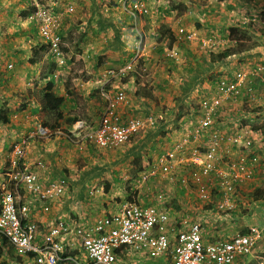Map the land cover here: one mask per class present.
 Segmentation results:
<instances>
[{
    "label": "crops",
    "instance_id": "crops-1",
    "mask_svg": "<svg viewBox=\"0 0 264 264\" xmlns=\"http://www.w3.org/2000/svg\"><path fill=\"white\" fill-rule=\"evenodd\" d=\"M19 1L0 0V30L4 35V40L0 42V110L9 113V122H0V185L7 180L8 175L13 170L9 163L12 147L24 143L25 154L22 159V168L25 167L36 172L39 175V181L43 183H55L59 179L65 180L64 183L67 184L65 188H62V194L59 198L47 201L41 207L38 203L33 207L31 217L40 229L38 234L43 235L47 225L57 220L63 221L70 228L81 224L89 225L98 217L116 212L119 205L127 200L130 193H134V198H138L139 201L150 202L153 199L161 198L159 195L162 194L163 198L167 200V204L178 202L176 207L179 208V229L185 227L189 229L190 223H199L203 230L202 238L205 242L228 239L249 231V228H258L260 238L257 240L253 253L242 256L236 264H264V150H259L262 146L264 149V50H262L264 47L261 46L264 42L259 46V50L258 47H255L248 52L245 51L242 54L227 57L222 62L209 65L210 68H216L214 73L224 71L222 75L232 76L233 70L237 69L238 65H241L238 68L240 70L260 64L258 77H251L250 83L245 85L246 90L244 89L245 94L251 92L254 98L250 96L242 98L241 93L234 106L228 109V115L221 125L222 129L227 131L229 129L227 124L232 123L236 132L231 130L228 132L231 131L234 134L241 130L249 131L251 138L246 140L253 142L254 147L246 151L257 153L254 164L248 165L249 170L254 173L253 178L246 177V181L241 187L240 198H235L231 192L225 194L229 199H235V204L226 208L224 203H221L224 198V189L222 188L215 189L207 200L201 202L203 198H201L199 191L197 192L193 188L188 189V186L181 184L178 180L174 181L175 184L173 185L176 194L174 189L170 188L174 182L169 183L170 181L166 179L156 181L160 191L155 193L147 188L151 185L149 183L151 178L145 180L142 183L144 186L141 185V188L138 189L136 186V182L142 175L148 173L152 164H156L159 157H165L166 153L169 152V140L173 137L174 131L166 134L165 131L170 130L172 126L166 118L171 117L172 101L171 98L167 101L164 99L169 94L171 97L178 88L180 90L183 86L182 82L190 78L186 73L188 63L185 61L175 62L166 57L163 60H158L155 56L149 61H145L144 57L141 56L140 61H133V68L138 64L137 71L133 72L135 74L117 76L116 78L106 76L107 71H113V68L123 65L126 60L133 58L131 45L134 38L128 36L125 32L126 28L120 27L122 24L133 23L125 15L127 13L120 4L112 6L113 0L107 3L108 7L113 10L111 13L116 16L115 18H123L117 22L112 15L103 16L101 20L108 19L110 23L119 24L120 27L113 25L114 29L112 30L105 27L107 33L98 29L99 21L95 24L99 13L98 8L104 7L99 5L102 0H39V2H46L55 11L61 12H65L66 6L72 4L73 9H82L84 19H78L75 23L71 19L64 20L62 24L61 32L67 53L64 52L70 59L72 58L64 67L59 68L52 62L49 63L50 61L31 63L27 59L33 57L32 52H40L42 42L36 37L34 29L25 22L24 18L20 17V10L16 9L19 6ZM195 1L196 6L194 5ZM195 1L192 3L194 11L204 18L209 17L210 15L207 13L209 14L213 10L211 4H204L203 8V1ZM247 2L251 4L253 0H247ZM188 3L185 2L187 5ZM9 5L10 7H7ZM253 6L250 5V8ZM93 10L95 12H92ZM175 10L177 9L162 5L157 8V11L161 12L163 16H168L170 12ZM234 12L232 11L231 14ZM16 14L19 15L18 18H16ZM224 14L227 15L228 13ZM150 19L148 15L140 17L138 21V28L143 31L146 36L145 42L148 43L151 39L146 33L149 29L146 22H149ZM89 22L91 25L86 26ZM142 23L145 26L142 27L140 25ZM162 24L167 28L171 26V23L167 24L165 20ZM211 24L217 26L214 21L208 23V25ZM80 25L83 27L77 31ZM231 25L230 21H227L226 31ZM209 32L212 30H207L205 34ZM76 34L79 35V38ZM97 34L101 35L97 36ZM215 34L217 35V33ZM89 35L92 37L90 38ZM222 37L227 44L226 35ZM8 39L9 41H7ZM93 39L102 49L99 53L89 54L88 57L87 53L94 50L92 47L94 44L91 41ZM115 49L118 51L115 53L116 57L114 56L115 61H105L101 57L106 55L105 58L111 59L108 55H114L112 51ZM79 50L83 53L76 54V51ZM154 51L160 53L158 49ZM125 52H127L126 60L125 57L120 56V53L125 56ZM258 52L259 56L257 55ZM240 57L245 58V61H239L238 64L235 60ZM203 63L206 64L205 61ZM227 63L229 66L225 69ZM50 77H52L56 94L64 97L61 107L62 117L59 119L47 113L44 115L43 112L39 111L38 103L34 101L39 95V89L43 88ZM145 78L146 81H144ZM203 78L205 75L200 77V79ZM107 80H110V83L104 86ZM203 83H205L204 79L202 85ZM119 87L124 89L127 98L126 104L122 105L120 109L122 117L126 121L137 119L141 128L134 135L136 139H132V142L123 146L126 148L125 150H120L122 148L120 147L114 150L115 152L101 151L97 155L87 145L75 146L62 137V131L70 130L67 121L73 120V118L82 121L86 129L95 128L105 107V99L100 97L99 89L110 95ZM144 87L151 92L152 99L140 94ZM173 87H176L174 92ZM179 90L176 91L174 97H182L181 92H178ZM158 113L160 114L158 115ZM157 116L161 119H156ZM236 117L237 119H235ZM41 119L45 122L48 121L47 124L49 125L61 127L55 129L58 131L52 135L51 139L40 140L31 137V131ZM154 120L158 122L153 123ZM239 126L241 127L238 129ZM145 131L152 133L151 138ZM161 133L164 137L161 136ZM226 136L222 148L223 158L226 159L222 164L224 170L231 162L242 159L239 148L232 142L235 136ZM145 139H149V141L146 143ZM144 147L147 148L146 152ZM129 148L131 151L127 153ZM37 162H40V165ZM110 168L113 169L110 170ZM108 169L110 171L109 176L106 171ZM108 177L110 178L108 179ZM119 182L120 184H117ZM153 182L154 180L151 181V183ZM216 190H218L217 193ZM115 191L116 193H114ZM21 193L19 191V194ZM117 193L119 194L116 195ZM172 219H175L176 222L178 217L172 214ZM37 241H41V236H38ZM75 252L79 256L77 258L81 260L85 258L82 252ZM11 255L16 256L14 250L5 249L0 261H5L8 264H30V261L25 257L16 256L12 258ZM117 255L121 264L170 263V251H168V255L163 254L155 257L149 255L148 252L122 249L121 251L117 250Z\"/></svg>",
    "mask_w": 264,
    "mask_h": 264
},
{
    "label": "built area",
    "instance_id": "built-area-1",
    "mask_svg": "<svg viewBox=\"0 0 264 264\" xmlns=\"http://www.w3.org/2000/svg\"><path fill=\"white\" fill-rule=\"evenodd\" d=\"M31 19L37 25L40 36L50 45V53L59 55L60 38L53 31L55 27L53 15L48 10L38 8ZM130 69L131 64H126L117 72L109 71L107 74L110 77H120ZM258 70L252 69L247 75L254 76ZM245 76L242 74V77ZM219 90L229 95L235 92L233 86H228L223 81L219 84ZM101 95L105 99V107L98 125L86 133L85 139L98 148L112 150L125 144L130 135L138 129L140 122L137 119L127 121L123 119L120 109L127 102L123 88H117L110 95L102 91ZM217 103L218 100H215L212 104L215 107ZM213 109H206L205 118L193 134L195 140L202 137L210 124ZM81 128L83 123H77L76 131H73L76 137L77 130ZM37 133L46 136L48 131L39 127ZM239 137L236 136L232 142L237 141ZM209 143L205 154L195 155L183 161V164L196 165L199 174L205 177H209L213 172L222 180V185L227 184L221 202L227 208L232 203L225 194L231 190L232 180L244 179L245 173L248 174V167L243 159H239L229 164L224 171L220 167L223 158L221 137L213 134ZM23 153L21 148L15 150L16 155H13L10 162L13 170L7 180L0 185V234L7 238L16 253L27 258L30 264H121L117 250L122 249L148 252L155 257L168 255L170 251L169 264H236L242 256L253 253L260 238V230L256 227L249 228L248 234H238L214 242L203 240V230L199 223H190L189 229L185 227L172 231L168 202L162 194L159 195L161 198L153 199L152 202L139 201L138 198L134 201L127 199L119 205L116 212L98 217L89 225L81 224L70 228L63 221L57 220L47 225L43 235H39L40 229L31 217L33 207L36 203L41 207L46 204L45 202L59 198L62 188L67 183H64V179L48 184L39 181L36 172L19 167L18 160ZM256 159L254 158L251 165ZM176 169L175 154L167 152L165 157L158 158L156 165L148 173L142 175L136 186L138 189L141 188L145 180L161 173L166 176L172 175ZM196 182L199 183V180ZM20 188H23L21 194ZM147 188L150 189L149 186ZM198 191L201 198L208 197L202 183L198 184ZM38 236H41V241H37ZM75 251L82 252L85 258L83 260L77 258L79 256Z\"/></svg>",
    "mask_w": 264,
    "mask_h": 264
},
{
    "label": "rangeland",
    "instance_id": "rangeland-1",
    "mask_svg": "<svg viewBox=\"0 0 264 264\" xmlns=\"http://www.w3.org/2000/svg\"><path fill=\"white\" fill-rule=\"evenodd\" d=\"M15 1L18 2V0H15ZM20 1H19V6H17L16 9L18 11L19 10L24 11V9L26 7H28V3L24 2L23 0H20ZM108 1H111V0H102V2L99 5H103L104 7H108V5H107ZM141 1H142V5L145 6L148 15L151 18L149 22H146V25L149 26V29L147 30V32L145 31L150 36L149 39H151V41L149 43L144 42L145 45L141 48V50H140V52L136 58L126 60L127 52H125V56L123 53H120V56L125 57L126 61H140L141 56L144 57L145 61H149L153 56H155V58L158 60H163V58H165L166 55L167 56L172 55V57H175V59L173 60L175 62L176 61H185V62L193 61L192 57H197L200 61H208L210 51L216 53L217 51L224 49L228 45L225 43V40L222 37V36L226 35V28L225 27L227 25V21H230L231 24H234L238 21L241 22L242 24L243 23L247 24V26H248L247 31H248V34L250 36V40L248 41V44H252V43L256 42V43H259V45H260L261 43L264 42V1L263 0H253V2H251V4L248 3L247 0H240V1H236V0H208V1L207 0H198V1H203V8H204V4H206V5L211 4L213 10L210 11L209 14L207 13V15H210L207 18H204L202 15H200L199 13L194 11V6L192 5V3L195 0H182L184 5L180 6L181 9L177 8V10L170 12V14L168 16H163L161 14V12L157 11V8L159 5H162L165 7L173 5L172 0H141ZM174 1H176V3H178V1H181V0H174ZM243 1H245L246 3ZM185 2H189L188 5L185 4ZM50 5H51V3H50ZM71 5H70L71 9H69V12L63 14V17H64L63 20H70L71 19L75 23V21L78 19H84L82 9H80V8L73 9V7ZM194 5L196 6V1H195ZM250 5H254L253 8H250ZM7 7H10V5ZM104 7L98 8L99 13L97 14L98 17H96L95 24L97 21H99L100 25H98V29H100V31L103 30L104 32H106L107 28L112 30V29H114L113 25H116V27H119V24L110 23L108 19L101 20V18L103 16H105L106 14L112 15L113 19L114 20L116 19L117 22H119V19H122L123 17L115 18L116 16L113 15V13H111L113 10L109 9V7L107 9H105ZM232 11L233 12L235 11V12L233 14H231ZM92 12H95V10H93ZM224 13H228V14L225 15ZM60 15H62L61 12H60ZM89 15H90V13H89ZM18 16L19 15L16 14V18H18ZM163 20H165V23H167V24L171 23V26L169 27L171 29V35H170V31H169L167 36L173 37L174 40L171 37H169V39L173 40L174 44H172L170 47L168 46L167 36L162 37V38H160V36H159L160 32L163 31V29H165V27H166V26H162ZM127 21H128V19H127ZM211 21L216 22L217 26L212 25L213 23L211 25H208V23H210ZM196 22L201 23L200 28L195 27ZM89 25H91L90 22L86 26H89ZM140 25H142V27L145 26L144 23H142ZM101 26L104 28H102ZM82 27L83 26L80 25V27H78L77 31H80V29ZM105 27H107V28H105ZM120 27L126 28L125 32L128 34V36L130 38L133 39L132 31L130 30L132 25L130 27V24H122ZM182 29L184 31H186L185 34H183V32H180ZM207 30H209V31L212 30V32L205 34V32ZM215 33H217V35ZM100 35L101 34H97V36H100ZM76 36L78 37L79 35L76 34ZM186 36L190 37V39L192 41L187 40L185 38ZM89 37L91 38L92 35H89ZM91 41L94 44V45H92V47H94V50H92V51L94 53H99V51L102 48L100 47V45L95 43L94 39ZM88 42H89V40H88ZM4 45H6V44H4ZM261 46L264 47V44H262ZM259 48L260 47L258 46V50H259ZM155 49L160 50V53L154 51ZM262 50H264V48ZM112 52L114 53V55H112V54L108 55L111 59L105 58L106 55H103L101 57H103L105 61H115L116 59L114 58V56H115V53H118V51H117V49H115ZM154 54H156V55H154ZM257 55L259 56V52ZM4 57H5V55H4ZM260 57H262V54H260ZM257 58L259 59V57H257ZM43 61H46V60L44 59ZM235 61L237 63L239 61H245V58H243V60L238 59ZM137 66H138V64H136V67ZM239 66H241V65H238V67ZM257 66H260V65H257ZM211 70L214 73L216 68H211ZM217 74H218V72L214 73L215 76H217ZM195 76H196V71H195ZM199 77L200 76L197 74L196 80ZM203 79H205V83H203V85L201 84L200 87L197 88V90L194 91L193 94H191V95L189 94L187 97H185L181 93L182 97L176 98L174 96H176V91L179 90V88L174 92V90L176 89L175 88L173 90L174 94H172L171 97H169L170 96V94H169L164 99L165 101H167L169 98H171V101H172L171 117L170 116L166 117L172 126H171L170 130L165 131V134L167 132L171 133L174 131V128L176 125L175 124L176 115L178 113H182V116L180 118H185V120L188 119L187 123H189V122L192 124L197 123V121L199 119V115H201L203 113V111L201 109H198V107H197L198 99H202L203 97H206L205 99H209V98L212 99L213 96L216 95L215 87L212 86L211 83L209 82L210 79L209 78H203ZM203 79H201V80H203ZM146 80L147 79L145 78L144 81H146ZM178 92H180V90ZM170 93H171V91H170ZM173 105H174V107H173ZM159 114L160 113H158V115ZM162 117L164 118V116H162ZM156 119H161V118H159L157 116ZM179 119H177V121ZM235 119H237V117ZM145 132L148 135V137L151 138L152 133L150 134L149 131H145ZM162 133H161V136L164 137V135ZM172 136H173L172 138H176V139L181 138L180 134L177 136H175V134H174ZM132 139H136V137L133 136ZM145 140H146V143H147V141H149V139H145ZM169 142H170V140H169ZM170 144H171V142H170ZM144 148H145L144 150L146 152L147 148L146 147H144ZM125 149H126L125 147H122L120 150H125ZM188 149H189L188 151L191 150V145H189ZM120 150H118V151H120ZM130 151H131V148H129L126 152L129 153ZM144 155H145V153H144ZM110 159H111V156H110ZM150 163L152 164V161ZM150 165L148 166V168L150 167ZM148 168L146 166V169H148ZM112 169L113 168H110V170H112ZM106 171L108 172V176H109L110 175L109 169ZM109 178L110 177H108V179ZM119 179L122 180V178H119ZM152 180H153V178H151V180L149 181V183L151 184L150 189L152 191H154V193H155L158 190L159 186H158V184H156L157 183L156 181L151 183ZM166 183L168 184V182H166ZM117 184H120V182ZM174 184H175V182L172 183V187H170L172 190L174 189V186H173ZM187 192L190 193V191H187ZM114 193H116V191ZM174 193L176 194L175 189H174ZM118 194L119 193H117L116 195H118ZM180 200L183 201L182 199H180ZM169 205H170V208H173V209L175 208V213L179 212V208L176 207V205H178V202H173L172 204H171V202H169ZM11 257L15 258L16 256L11 255Z\"/></svg>",
    "mask_w": 264,
    "mask_h": 264
},
{
    "label": "clouds",
    "instance_id": "clouds-1",
    "mask_svg": "<svg viewBox=\"0 0 264 264\" xmlns=\"http://www.w3.org/2000/svg\"><path fill=\"white\" fill-rule=\"evenodd\" d=\"M23 1L26 2V3L28 1H31L32 2V5L36 9V11L34 13H30L26 18H24L25 22L27 24H29V26L32 29H34V30L36 29V32H38V28H37V25L35 24L34 20L31 19V17L33 15H35V13L37 12V9L38 8H41V9H44V10H48L53 15V17L55 18V27H54L53 31L60 38V43H59V51H60V54L59 55H56V54L49 53L45 57V60L46 61H50L49 63L52 62L55 66H57L59 68L64 67L65 64H66V62L63 61V56H64L65 52L63 50H61V49H62V47H65V44H64V40H62L64 38H63V35H62V32H61V28H62V24L64 22V20H63L64 19L63 14L69 12V9H71L70 5L66 6L65 12H61V11H55L52 7L48 6L46 4V2H39V0H23ZM117 4H120L121 7L126 11V13L131 15L130 19H131V22L133 24H131V23H129V24H130V27L132 25V27L130 28V30L132 31V35H133V38H134L133 44L131 45V51H132V54H133V58H136L137 55L139 54L141 48L145 45L144 42L146 41L145 34L143 33V31L140 30V28H138V21H139V18L140 17L148 16L147 10H146L145 6L142 5V1L141 0H118L117 1ZM109 9H111V8H109ZM60 12H61L62 15H60ZM237 23L242 24L241 22L238 21V22H236V23H234L232 25H235ZM245 25L247 26V24H245ZM169 31H170V35H171V29L170 28L168 30V33H169ZM180 32H183V34L186 33V31H184L183 29ZM169 37H171L173 39L172 36H169ZM160 38H162V37H160ZM185 38L187 40L192 41L188 36H186ZM42 43H44V44L47 43L48 44L47 41H42ZM173 44H174V41H173ZM260 45L258 44L255 47H258ZM255 47H253V48H255ZM246 52H248V51H246ZM92 54L93 53H91V55ZM240 54H242V53H240ZM234 55H237V54H234ZM231 56H233V55H231ZM228 57H230V56H228ZM133 58H131V59H133ZM166 58L168 60H172V61L175 59V57H172V55L171 56L170 55H168V56L166 55ZM239 60H243V58L240 57ZM222 61H224V59L221 60V61L210 62V60H208V61H205V62L209 66L210 64L218 63V62H222ZM126 64H131V69L129 71H127L122 76H126L127 74L128 75L135 74L133 72H135L137 70H136V67L133 68V61H126L125 64L119 65V67L118 66L117 67H118V69H120L123 66H125ZM258 65H260V64H258ZM228 66H229V63L227 64V67H225V69H227ZM8 67H10V66H8ZM116 68H113V72H117L118 69L115 70ZM238 68L233 70L232 76H230L228 74H223L222 75V73L224 71L223 72H218L217 77H216L217 80H215L214 81V84L212 85V86L215 87L216 95H214L212 99H210V98L209 99H205L206 97H203L202 99H199L200 109L203 111V113L201 115H199V119H198V121H197L196 124H192L190 122L187 123L188 122V119L185 120V118H182V119L180 118L178 121L176 120V122H175L176 125H175V128H174V134H175V136H177V135L180 134L181 135V138L180 139H176V138H171L170 139L171 144H169V152H172L173 154H175V159L177 161V169H176V171L172 175L166 176V175H164V174H162L160 172L162 175H157L155 177H150V178H154L153 179L154 181H158L160 179L161 180L166 179V180H169L170 181L169 183L178 180V181H180L181 184H185L186 186H188V189H190V188L192 189L193 188L196 191L198 190V184L199 183H202V185L204 186L206 195H208V197L207 198H203V201L200 198L201 199V202H204V200H207L209 198V196L213 193V191L215 189H218V188L225 189L227 187V184H226V186L221 184V181L222 180L215 173L212 172L209 177L202 176V175L199 174V168L196 165L186 166V165L183 164V161H186L187 159H190V158L194 157L195 155L205 154V152L208 150V146L210 144L209 143L210 137L213 134H218L219 135V133L216 131L215 125H213L211 123V121H210V124L207 126V128L203 132L202 137L199 140H195L193 138L194 132L196 131L197 127L200 125V123L203 120V118H205L206 109H208V108H212L213 109L214 106H213L212 103L215 100H218V103L215 105L214 109L216 107H220V109L221 108H224L225 113L228 114V109H230V108H232L234 106L235 102L237 101V99L239 98V96L241 95V93H242V98H244V97H247L248 98L249 96L254 98L253 93L247 92L245 94L244 93V89L246 90L245 85H246V83H250L249 82V79H251V77H258V75L260 73V66H257V65L255 67H251L250 66V67H246V68L240 69V70ZM256 68L259 69L258 70V73L256 75H254V76L247 75V72L248 71H250L252 69H256ZM242 74H243V76H245V75L246 76L245 77H242ZM106 76H108L110 78L109 74H106ZM112 78H116V77H112ZM49 80L53 81L52 80V77H50V78L47 79V81L45 82V85H46V83ZM222 81L225 82L228 86H233L234 87V89H235L234 94H232V93L230 95L229 94H223L219 90V84ZM109 83H110V80H108V82H106L104 84V86L105 85H108ZM45 85L43 86V88H40L39 89V95H37V98L34 100L35 102L38 103L39 111L40 112H43L44 115H45V111L41 108V104H40V102H39L38 99H40L39 97L41 95V91L44 89ZM200 85L198 87H196L194 89V91H196L197 88L200 87ZM52 91L54 92V94H56V92L54 91V84H53V90ZM102 91H104V90H100L99 89V95H100L101 98L104 99V97L101 95V92ZM194 91H193V93H194ZM110 94H112V92ZM56 95H58V94H56ZM107 95H109V94H107ZM59 97H62V96H59ZM211 117H212V115L210 116V118ZM155 120L153 121V123L158 122V121H155ZM38 121L39 122H37L35 124V126H34V130L31 131L32 132L31 137H35V138L40 139V140L51 139L52 135L56 131H58V130H55V129L61 128L60 126H57L55 128H50L48 124H44V122H45L44 120L41 119V120H38ZM47 123H48V121H47ZM77 123H83V122L80 121V120H74V122L68 123L67 126H70V130H64V131H62L63 132L62 133V137L65 138L68 143L70 142V143H72V145H75V146H79V145L82 146V144L87 145L97 155L101 151H105V152L114 151V150H116V149H118L120 147H123L124 145L132 142V137L134 135H136V133L141 129L140 128V125H139L138 129L130 135L129 140L125 144H123L121 146H118V147H116V148H114L112 150H106V149H101V148L96 147L90 141H88L87 139H85L86 133L89 130H91V129H86V127L84 126V123H83V128H81V130H77L78 131V134H77V137H76V134L73 131H76V125H77ZM153 123H149V124H153ZM97 125H98V123H97ZM39 127H43V128H45L48 131V133H47L46 136H40L37 133ZM92 129H94V128H92ZM243 132H244V134H242V135L241 134H238L236 136H240L239 138H245L247 136L248 131L247 130H243ZM236 136H235V138H236ZM223 143H221L222 148H223ZM189 145H191V150L190 151H188L189 150L188 149L189 148ZM17 148H21L23 150V152H24L23 155L21 156V158L18 160L19 167L22 168V159H23L24 154H25V151H24L25 143L23 145H14L12 147V149H11V156L9 158V163L13 159V155H16L15 154V150ZM225 160H226L225 158H222V161L220 163V167L222 169H223L222 164H224ZM37 164L40 165V162H37ZM154 165H156V164H152L151 168ZM23 168H25V167H23ZM226 169H227V167L225 168V170ZM182 179H183V181H182ZM214 179H215V183H214ZM196 180H199V183L196 182ZM19 191L23 192V189L20 188ZM159 191L160 190H157V192H159ZM229 192L232 193V188H231V190ZM190 193H192V192H190ZM231 203L233 204V201L232 200H231ZM167 207L169 208V211H170V217H172V214H173V216L175 215V216L178 217V220L176 219V222H175V219H172L171 220V227L173 228L172 231H178V230H180L179 229L180 228V223H179L180 222V218L178 216V213H175V209L170 208V205L169 204H167ZM14 254L17 257L18 256L19 257H23L21 255H18L15 250H14Z\"/></svg>",
    "mask_w": 264,
    "mask_h": 264
},
{
    "label": "trees",
    "instance_id": "trees-1",
    "mask_svg": "<svg viewBox=\"0 0 264 264\" xmlns=\"http://www.w3.org/2000/svg\"><path fill=\"white\" fill-rule=\"evenodd\" d=\"M117 1L118 0H113L112 1V6H117ZM28 7H26L23 11H20V17L22 18H26L30 13H34L36 11L35 7L32 5L31 1H28ZM172 4L170 7L171 8H175V9H181L180 6L184 5L183 1H178V3H176V1L172 0ZM3 7V6H2ZM4 10V7H3ZM180 12V11H179ZM128 16V18L131 17L130 14H125ZM200 23L196 24V28H200ZM247 26L245 24H235V25H231L230 27L227 28L226 31V40H227V47H225L224 49L217 51L216 53L214 52H210L209 53V60L210 62H214V61H221L223 59H225L228 56L234 55V54H240L243 53L245 51H249L250 49H252L253 47L257 46L259 43H252V44H248V41L250 40V36L248 34L247 31ZM168 30L169 28H165V31H161L160 32V37H166L168 35ZM34 32H36V29L34 30ZM36 37L42 42L45 41L38 32H36ZM168 39V46L170 47L173 44V40ZM4 40V35L0 30V42ZM64 40V39H62ZM9 41V39L7 40ZM6 41V42H7ZM41 47H40V52L34 51L32 52L33 57H30L27 59V61H30L31 63H35L36 61H43L45 59V57L50 53V45L49 44H44L41 43ZM63 51L66 52V48L62 47ZM67 53V52H66ZM83 51H76V54H82ZM91 53H94L93 51H89L87 54V56L89 57V54L91 55ZM72 55V54H71ZM97 56V55H95ZM193 61H188L187 63V75L188 78L187 80H184L182 82L181 88H180V92L182 93V95H185V97H187L189 94L191 95L194 91V89L196 87H198L200 84H202L203 80L200 79V77L202 75H205V78H209L210 79V83L211 85L214 84V81L217 80V76L214 75L213 71L211 70L210 66L204 64V61H200L197 57H192ZM72 58L70 59L66 54H64L63 56V61H65L66 63H68V61H71ZM1 61V60H0ZM19 61H24V60H19ZM98 61V60H97ZM195 71H196V76L197 74L200 76L199 78H197L196 80V76H195ZM205 80V79H204ZM207 80V79H206ZM252 87V85H251ZM176 87H173V90ZM253 88V87H252ZM53 90V81L49 80L44 89L41 91V95H40V99L39 102L41 104V108L45 111V113L53 115L56 119H59L62 117L61 114V107L63 106V102H64V98L63 97H59L58 95L54 94ZM140 94L148 99H152L151 97V92L148 91L146 89V87H144V90H142V92H140ZM26 97V95H25ZM24 104V103H22ZM197 107L198 109H200V104H199V99H198V103H197ZM225 110L224 108L220 107H216L215 109H213V115L210 118L211 123L213 125H215L216 127V131L219 133V137H221V141L225 142L226 141V135H230V136H236L238 134H244L243 130H241L239 133L234 134L231 133V131L236 132V130L234 129L232 123H228L227 127L229 128L227 131L222 129L221 125L223 124V122L226 119V116L228 114H224ZM182 116V113H178L176 115V120L179 119ZM9 113L7 112H2L0 110V122L2 123H7L9 122ZM74 118L73 120H68V123L74 122ZM44 124H47V122H44ZM49 125V124H48ZM50 128H55L56 126L54 125H49ZM241 126L238 127V129ZM229 130H231L230 132H228ZM263 131V129H262ZM250 132L248 131L247 133V137L246 138H239L237 141L234 142V145H236L239 148V151L241 152V156L242 159L244 160V162L246 163V166L248 167L247 171L248 174H246V177L248 178H253V171L249 170V164H251L254 161V158H257V153L256 152H247V149H253L254 147V143L250 140H246V139H250L251 137L249 136ZM260 151H263V146L262 148L259 149ZM264 152V151H263ZM259 155L261 156V153H259ZM263 156V155H262ZM233 163V162H231ZM246 177L244 179H234L232 180V193L235 196V198H240V194H241V187L243 185V183H245L246 181ZM218 192V190H216V193ZM264 196V195H263ZM127 199L129 201H134V193H130L129 196L127 197ZM233 201V204H235V199H231ZM249 231L247 232H243L242 234H248ZM12 249V247L9 245V242L7 240V238H5L3 235L0 234V258L2 257L5 249ZM0 264H8L5 261H0Z\"/></svg>",
    "mask_w": 264,
    "mask_h": 264
}]
</instances>
